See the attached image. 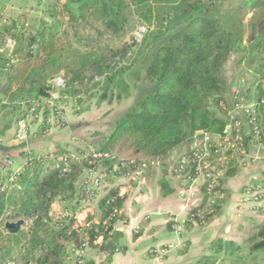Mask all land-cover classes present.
<instances>
[{"label":"trees","instance_id":"1","mask_svg":"<svg viewBox=\"0 0 264 264\" xmlns=\"http://www.w3.org/2000/svg\"><path fill=\"white\" fill-rule=\"evenodd\" d=\"M228 1L47 0L54 22L40 21L37 28L23 13L0 16V117L5 128L25 118L31 126L28 139L45 138L53 115L40 101L49 96V81L55 77L64 83L58 102L77 104V114L94 97L108 104L133 98L96 142L94 149L110 157L94 160L85 149L73 157L56 146L44 153L20 151L21 170L7 176L0 170V264H94L83 255L72 261L71 246L78 243L96 253L122 249L116 224L125 220L126 195L115 180L131 176L139 166L143 171L183 145L186 149L170 167L163 164L160 193L175 191L168 171L184 189L203 176L201 200L181 222L168 216L167 227L181 225L188 232L221 210L230 197L225 181L245 164L251 145H264V0L254 2L247 22L239 5L224 7ZM137 24L146 27L138 40L128 37ZM246 33L258 41V56L251 59L256 62L254 111L242 110L236 117L232 103L241 102L243 90H231L223 72L231 54L243 48ZM7 38L14 42L10 51L3 46ZM197 132L210 135L203 159L194 156L202 149ZM195 141L196 148L190 147ZM92 166L102 175L101 188L94 191L86 187L84 174ZM89 199H95L96 209L75 226L74 211ZM56 201L64 204L62 210L52 209ZM18 219L23 223L16 232L4 229L5 222ZM210 249L229 257L231 264H264V217L241 245L216 240ZM243 249L245 256L240 255Z\"/></svg>","mask_w":264,"mask_h":264},{"label":"crops","instance_id":"2","mask_svg":"<svg viewBox=\"0 0 264 264\" xmlns=\"http://www.w3.org/2000/svg\"><path fill=\"white\" fill-rule=\"evenodd\" d=\"M46 4L47 0H0V13L6 18L18 13L31 17L33 11L39 10L44 13L47 9ZM231 115L241 116V110L235 103H232ZM1 120L0 117L2 135L0 163L3 161L9 163L5 168L6 172H18L22 169L24 161L19 156L20 151L33 150L36 153H44L53 150L39 147L36 141L34 143L30 139L18 143L14 139L16 121L13 120L10 126L5 128V122ZM33 130L34 126L32 132ZM186 147L183 145L176 148L164 159L149 164L137 176L138 181H132L128 177H121L115 181L119 185L120 194L126 195L122 208L125 220L116 224L117 229L122 233L117 246H123L122 249L110 253L99 250L96 253L85 249V245L79 246L77 243L71 246V260L73 261L76 255H83L84 259H92L94 264H206V258L215 256L221 260L220 264H231L229 257H224L222 253L213 254L210 247L216 240L231 241L241 245L247 233L256 224L252 225L250 221L257 222L258 213L261 212L259 208L263 211L264 201L242 204L238 200L246 184L259 178L264 171V145H251L248 150L251 158L247 163L248 166L244 168L240 166L237 174L225 181L230 197L221 210L203 226L194 223L191 230L182 236L183 233L177 235L174 230L167 227L168 216L180 222L186 218L189 209L200 203V182L191 186L193 195L187 196L188 193H185L181 182L168 171L166 177L172 181L175 191L170 195L162 196L159 181L163 164H168L170 167ZM15 157L19 162H16ZM88 208L87 213L85 212V215L77 220L78 225H83L87 214L96 209V202ZM100 241L101 238H98L97 242ZM168 245H173L174 249L172 248L173 250L167 255H160L159 249H165ZM201 259L204 262H200Z\"/></svg>","mask_w":264,"mask_h":264},{"label":"rangeland","instance_id":"3","mask_svg":"<svg viewBox=\"0 0 264 264\" xmlns=\"http://www.w3.org/2000/svg\"><path fill=\"white\" fill-rule=\"evenodd\" d=\"M256 0H229L224 7H230L233 5H239L241 12L243 14L244 21L247 22L249 18L252 16L253 12L255 11L254 2ZM44 13H41V11H33L31 17H27V20L29 23H33L35 28L39 27L40 21L47 22L48 25H52L54 22L55 17L52 16V12L49 10H44ZM0 16L2 14L0 13ZM15 16V14H13ZM12 17V16H11ZM1 18V17H0ZM25 21V20H24ZM22 23V20L20 21ZM31 26V25H30ZM146 27L144 24H137L133 32L128 37H133L136 40L140 39L142 37V34L144 33ZM249 34L246 33L244 36V39L242 41V47L241 49H237L234 51L228 61L226 62L224 66V72L223 76L227 79L229 82V85L231 90L242 89L241 92L242 100L240 103L237 104L238 109H242L243 107H247L249 104L252 103L253 97L255 96V82L252 81V75L254 72V67L256 66V62H251V59L253 57H257L258 53L256 52V44L258 41L254 40L253 37L250 38L249 42ZM253 39V40H252ZM4 49L6 50H12L14 46V42L11 38H7L5 42L3 43ZM251 50V51H250ZM253 50V51H252ZM99 79V78H95ZM239 83V84H238ZM239 85V86H238ZM241 85V86H240ZM241 91V90H239ZM133 98H129L126 100L121 101L120 103H112L108 104L107 101L98 102V99L96 97L90 99L87 103H84L85 110L81 113H75L74 111L77 109V104H74L73 102H64V104H61L64 108L62 118L57 119L54 117H50L51 121V127L47 134L45 135V138L36 141V143L39 145V147H45L46 149H55L56 146L63 147L67 151H69L73 156L78 155V152L80 149L90 150L96 148V142L103 139V136L110 131L113 125V121L115 118L119 117L132 103ZM238 112V111H234ZM233 115H235L233 113ZM33 127V125H32ZM36 125H34L35 129ZM228 131V130H227ZM35 143V141H33ZM39 142V143H38ZM16 162H19V159L17 157ZM251 160L250 158V152L247 151V153L244 155L243 162L246 164H242L241 166L246 167L248 166L247 163H249ZM6 162V161H5ZM4 163V161L2 162ZM9 164L8 162H6ZM2 164H0V170L4 176L8 175V172H6L5 168L1 167ZM87 169H85L84 174H86ZM121 179V177L117 178L115 181ZM138 181V178H135L134 181ZM264 180L263 175H259V178L252 180V182L247 183L245 187L248 188H254L259 182ZM116 183V182H114ZM192 187L185 189V193L187 192L190 196V191ZM252 193H250L248 190L241 191L240 197H239V203L246 204V203H253L256 204L260 201V199H254L253 196H251ZM95 204V199H89L88 201H85L82 203L81 207L76 208L74 211V218H75V226L77 224V220L85 215V212L87 213V209H89V205ZM64 204H61L60 202L56 201L52 204V209H59L62 210ZM257 214V213H256ZM258 219L257 222L261 223L263 221L264 217V210L258 213ZM169 219H173L170 217ZM175 219V218H174ZM176 220V219H175ZM250 221V224L257 223ZM174 232L177 235H180V233L186 234L187 232L184 231V228L181 225H175ZM248 234V233H247ZM173 245H168V251L165 252L162 249H159V254L164 256L167 255L170 251H172L174 248ZM173 248V249H172ZM212 253L214 254V249H211ZM185 252V250H184ZM247 253L246 249H243L240 252V255L245 256ZM200 261V260H199ZM206 264H220L221 260L218 258L214 259L210 257L209 259L205 260ZM200 262H204V260L201 259ZM202 264V263H201ZM263 264V263H262Z\"/></svg>","mask_w":264,"mask_h":264},{"label":"built area","instance_id":"4","mask_svg":"<svg viewBox=\"0 0 264 264\" xmlns=\"http://www.w3.org/2000/svg\"><path fill=\"white\" fill-rule=\"evenodd\" d=\"M63 79L61 77H55L53 79H51L49 81V96L45 99H42L40 102L46 103L48 105V107L51 109L52 111V117L60 119L62 118L63 115V107L62 105L58 102L59 99V91L63 88ZM245 111V112H253V103L249 104L247 107H243L241 109V111ZM51 123V121H50ZM239 123H237L238 125ZM31 130V126L30 123L28 122V120H26L25 118H20L16 121V130H15V134H14V139L18 142V143H23L26 142L28 140L29 137V133ZM228 130V131H227ZM229 133V128H226L225 130V136L228 135ZM201 135V136H200ZM199 136V138H201L202 141V149L201 152L198 153V151H196L194 153V156L197 157L198 159H203L206 155V143L209 141L210 139V135L207 133H201V132H197L195 133L194 137L197 139ZM230 146H232L233 148L235 147V150L238 151V147L236 146V144L233 143H228ZM197 143L196 141L191 143L192 148H196ZM73 156V155H72ZM90 156L94 159V160H100V159H104V158H108L110 157L107 153H103V152H99L96 149H90ZM74 157V156H73ZM121 165H124L125 163L123 161L120 162ZM144 167L143 166H139L138 169L136 171H134L131 176H129L128 178L131 180H134L137 177V174L142 171ZM208 177V176H206ZM102 175L101 172L99 171V168L92 166L91 168H88L85 174V181H86V187L90 188L91 191L94 190H99L101 188L102 185ZM204 177H198L196 179L193 180L192 183H197V182H202L204 181ZM193 184V185H194ZM248 191L250 193H252L251 196H253L254 199H260L261 197L264 196V180L259 182L254 188H249ZM190 196L193 195V191H190ZM163 251L167 252L168 248L163 249Z\"/></svg>","mask_w":264,"mask_h":264},{"label":"water","instance_id":"5","mask_svg":"<svg viewBox=\"0 0 264 264\" xmlns=\"http://www.w3.org/2000/svg\"><path fill=\"white\" fill-rule=\"evenodd\" d=\"M23 223V220L18 219L16 221L13 222H5L4 223V229L8 230L9 232H16L19 227L21 226V224Z\"/></svg>","mask_w":264,"mask_h":264}]
</instances>
